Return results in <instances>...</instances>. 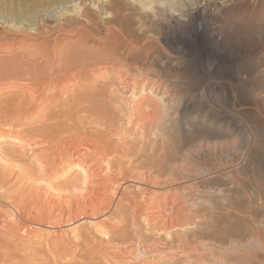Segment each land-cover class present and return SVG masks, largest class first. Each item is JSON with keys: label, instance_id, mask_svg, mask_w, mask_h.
<instances>
[{"label": "bare ground", "instance_id": "obj_1", "mask_svg": "<svg viewBox=\"0 0 264 264\" xmlns=\"http://www.w3.org/2000/svg\"><path fill=\"white\" fill-rule=\"evenodd\" d=\"M104 1L93 4H99V11L107 15L110 5ZM136 1L146 12L155 6L165 8V14L179 26L165 23L167 33L184 23L193 25L201 18L197 31L212 30V36L222 37V24L213 26L216 16L210 10L217 0H206L203 5L187 9L183 19L175 8L182 3L180 0ZM52 2L63 6L57 17H44L49 8L38 10L32 6L27 7V12L22 7L23 10L7 5L0 8V28L9 34L76 37L67 47L61 41L44 38L33 42L32 53L31 48L21 45L20 56L13 57L7 51V55H0L7 58L0 60V77L2 69L14 71L8 76L3 71L2 76L9 79H0V95L9 88L17 92L0 97V135L21 142L6 160L0 157V264H132V244L145 242L149 235L154 236L152 249L165 253L171 250L170 245L159 238L181 237L190 226L187 222L196 219L197 208L195 197L192 200L190 194L171 188L165 167L167 129L175 126L188 131L205 124L214 128L217 137L228 134L231 138L226 140L230 143L250 146L252 140L239 130L242 125L235 122L237 114L231 110H216L213 104L197 109L207 95L206 84H195L187 93H177L172 83L153 73V69L136 67L133 71L119 59V63L109 64L103 61L105 50L98 49L92 56L84 41L96 38L112 46L116 32L110 21L114 23L117 16L104 19L107 26L103 34L101 27L105 25L95 19L85 0ZM68 3H74L73 8ZM72 12L77 15H69ZM32 13L38 19L34 28L31 21L23 22ZM127 35L121 32L128 45H136L137 41ZM109 75H114L115 80L107 83ZM212 83L214 93L221 95L219 88L226 84L225 79ZM120 89H130L127 99L119 95ZM238 97L234 93L232 106L238 107ZM149 147L160 152L162 178L153 175L154 165L149 167L148 159L141 157ZM32 154L31 159H26ZM181 238L175 250L185 249ZM89 251L95 255L87 258Z\"/></svg>", "mask_w": 264, "mask_h": 264}, {"label": "rangeland", "instance_id": "obj_2", "mask_svg": "<svg viewBox=\"0 0 264 264\" xmlns=\"http://www.w3.org/2000/svg\"><path fill=\"white\" fill-rule=\"evenodd\" d=\"M11 1L0 0V8L7 5L13 10H23L22 8H24L26 12L32 6L39 7L38 10L49 8L44 17L47 15L57 17L63 8L62 5L52 2L54 0ZM85 1L89 11L92 14L94 12L93 16L96 17L95 19L99 24L105 25L101 27L103 34L105 33L104 28L107 26L105 21L108 20L105 18L112 16V18H116L114 16H117L116 20L111 18L114 23L110 21V24L115 27L107 22L117 34L114 35L115 37L112 36L115 39L112 46L103 44L96 38H87L84 41L92 56L97 55L98 49L100 52L105 50L107 53L103 52V61L111 62L109 64H116L119 59V61L121 60L120 63L129 65L128 67L133 71L137 70L136 67L153 69V73L162 75L168 82L172 83L175 87L173 89L177 93H187L195 84L203 83L202 87L206 84L207 91L205 90V94L207 95L203 96L201 100L203 103L198 104L197 109L213 104L216 110L220 108L231 110L237 114L234 117L235 122L237 120L242 125L239 130L245 132L252 140L250 146L246 143L241 145L238 143L240 145L238 146L226 140L231 138L228 134L223 133L221 134L222 137H217L214 128L210 127L212 129L210 130L205 124H200L194 130L187 129L188 131H181L175 126L167 129L169 150L165 167L171 178L170 185L173 189L177 187L183 191V194H190L189 197L192 200L195 197L193 201L197 203V208L194 210L196 219L193 223L187 222L193 227L188 226L182 232V238L179 236L172 238L162 236L159 238L162 243L170 245L171 250L165 253H159L152 249L150 242L154 239L153 235L148 236L150 239L148 237L147 240L145 239V242L148 243L144 241L145 244L139 241L133 243V255L129 257L132 259V264H153V262L154 264H264V0H217L212 2V9L210 10L216 16L213 26L222 24L219 26L224 34L221 38L212 36V30L197 31L198 23L203 22L201 18H197L193 25L184 23L180 25L179 29L169 31L172 35L165 32V23L166 25L177 26L176 28L179 27L171 20L172 18L165 14V8L160 9L155 6L153 8L156 11L152 9L151 12H146L137 1L105 0L104 3L110 5L109 8L107 7L108 10L106 9L108 11L106 15L105 12L99 11V4H93L94 1L101 3V0H93L92 3L89 0ZM174 1L177 2V0ZM180 1L182 3L179 6L176 4L175 8L179 9H177L178 13H182V15H178L182 19L191 8L196 7L197 4L203 5L204 1L206 3V0ZM110 2L112 4H109ZM191 2L193 3L190 4ZM73 4L68 3L67 6L73 8ZM76 10L78 11L79 8ZM1 11L0 16L3 14ZM41 13L44 14L45 11ZM34 14H30V19H24L23 22L29 23L31 21L32 25L37 23L38 19ZM69 15L76 16L77 13L72 12ZM199 26L201 27L202 24ZM32 27L34 28V25ZM1 29V56L10 53V55L14 54L13 57L20 56L19 53L22 48L19 50L18 48L22 46L31 48L29 51L34 50V41L38 43L40 40L51 41L55 39L67 47V43L76 38L56 33L42 34L44 36L39 35L32 38L23 34H9L4 32V28ZM121 32L128 34L127 36L134 42L137 41V44L134 45L136 47L128 45L121 36ZM1 56L0 60H7ZM28 57L33 58L29 55ZM12 58H8V60ZM179 67H181L179 70H175ZM4 70L5 74L7 71V76L14 71L10 72L9 70V73L7 68L1 70L0 79H9L2 76L5 75ZM176 71L178 72L175 73ZM239 74L240 78H238ZM245 76L246 78H243ZM218 79H225L226 81V84L219 88L221 95L216 94L217 92L214 93L212 88V82ZM111 80H115L114 75H109L105 79L107 83ZM101 84L97 87L100 88ZM9 90L11 89L1 92L0 97L5 98L7 95L17 93L14 90ZM120 92L119 95L127 99L130 89H120ZM234 93L239 96L238 107L231 104ZM20 144V141L13 140L11 136L0 135V157L6 160L9 154L19 149ZM153 149L149 147L141 157L148 159L147 165L149 167L154 165L153 175L162 178L161 159L160 157L158 159L160 152ZM32 156L33 154L26 159H31ZM23 163L25 162L23 161ZM183 189H186L187 192ZM169 207H172V203H169ZM4 208L6 209L8 206ZM144 229L142 226L141 230L144 231ZM180 238L184 240L186 246L184 251L175 250ZM142 243L143 245H141ZM144 245H146V249ZM147 245L151 246L152 251ZM204 246L206 247L204 248ZM94 255V252L89 251L87 258Z\"/></svg>", "mask_w": 264, "mask_h": 264}, {"label": "clouds", "instance_id": "obj_3", "mask_svg": "<svg viewBox=\"0 0 264 264\" xmlns=\"http://www.w3.org/2000/svg\"><path fill=\"white\" fill-rule=\"evenodd\" d=\"M134 2H136V0H134ZM150 11V10H149Z\"/></svg>", "mask_w": 264, "mask_h": 264}]
</instances>
